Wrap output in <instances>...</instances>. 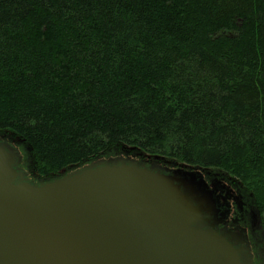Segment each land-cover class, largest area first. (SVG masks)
<instances>
[{
	"label": "trees",
	"instance_id": "1",
	"mask_svg": "<svg viewBox=\"0 0 264 264\" xmlns=\"http://www.w3.org/2000/svg\"><path fill=\"white\" fill-rule=\"evenodd\" d=\"M46 183L114 146L220 169L264 213V0H0V136Z\"/></svg>",
	"mask_w": 264,
	"mask_h": 264
},
{
	"label": "water",
	"instance_id": "2",
	"mask_svg": "<svg viewBox=\"0 0 264 264\" xmlns=\"http://www.w3.org/2000/svg\"><path fill=\"white\" fill-rule=\"evenodd\" d=\"M0 144V264H246L201 227L215 202L190 174L178 179L128 164L85 167L34 186Z\"/></svg>",
	"mask_w": 264,
	"mask_h": 264
},
{
	"label": "rangeland",
	"instance_id": "3",
	"mask_svg": "<svg viewBox=\"0 0 264 264\" xmlns=\"http://www.w3.org/2000/svg\"><path fill=\"white\" fill-rule=\"evenodd\" d=\"M0 144L7 145L12 149L17 163L16 169L22 175L21 180L23 182L34 186L46 184L44 181L46 178L40 177L36 170L31 148L21 138L10 132H5L0 136ZM106 164L135 165L153 172L172 176L176 179H182V175H186L187 178L191 179L190 174H192L196 182L203 185L210 195L212 194V199L215 201V209L220 212V215L215 219L231 222L230 225L238 230L237 233L236 231H232V233L235 232L244 241H251V249L253 252L248 253L247 260L244 257L247 262L243 260L241 256L242 251L238 248L241 251L240 256L242 261L246 264H264V213L261 214L257 211L254 206L252 194L228 173L220 169H202L184 165L159 156L148 155L135 148L117 145L97 160L86 163L75 170L72 168L62 170L57 176L60 179L66 175L79 172V170L85 167L104 166ZM219 192H221L220 195L222 196L220 198H223L220 201L224 204V208L219 206ZM226 195L230 200L226 198ZM196 201L205 213L206 207L201 205L197 199ZM226 211L229 212L226 216L227 219L221 217V214ZM209 217L212 218L211 216ZM201 227L214 230L213 228H206L203 223ZM230 239L231 241L229 242L235 247L234 243L237 244V242L232 237Z\"/></svg>",
	"mask_w": 264,
	"mask_h": 264
},
{
	"label": "flooded vegetation",
	"instance_id": "4",
	"mask_svg": "<svg viewBox=\"0 0 264 264\" xmlns=\"http://www.w3.org/2000/svg\"><path fill=\"white\" fill-rule=\"evenodd\" d=\"M179 180V183L182 185V184H184V190L186 191V192H191L190 191V188H189V179H187V178H185L184 176H182V179H178ZM220 193L221 192H219L218 193V195H220ZM223 193H225V192H223ZM212 195V194H211ZM220 197H222L221 195L219 196V200H218V202H220V207L222 208L223 206H224V204L223 203H221V201H220V199H223V198H220ZM211 198H213V197H211ZM226 198L227 199H229L228 197H227V195H226ZM230 200V199H229ZM214 201V200H213ZM215 202V201H214ZM226 203V202H225ZM246 205V204H245ZM205 206V205H204ZM238 206V205H237ZM206 207V206H205ZM225 207V206H224ZM223 207V208H224ZM230 207V206H229ZM205 210H206V212L205 213H207V214H205L204 213V220H203V224L205 225V227L206 228H213L214 229V231H216L217 233H219L220 235H225L226 236V238H228L227 240L228 241H231V237L233 238V240L235 241V242H237V244H235L234 243V245H235V247L238 249H240L242 252V254H241V256H242V258H243V260L244 261H246L247 259H248V253L249 252H251L252 251V249H251V241L250 240H247V241H244V240H242V238L241 237H239V236H237V232H238V230H236V228H234V227H232L230 224H231V222L229 223V221H225V220H223L222 221V219L221 220H219V219H215V218H217L219 215H220V212L219 211H217L218 212V214H217V217H214V216H211L209 213H208V211H207V209L205 208ZM228 211H226L225 213H222L221 214V217L222 218H226V216L228 215ZM211 216L212 218H210L209 216ZM227 219V218H226ZM233 223H235V222H233ZM232 231H236V233L235 232H233L232 233ZM253 252V251H252ZM246 258V260H245V258ZM247 262V261H246Z\"/></svg>",
	"mask_w": 264,
	"mask_h": 264
}]
</instances>
